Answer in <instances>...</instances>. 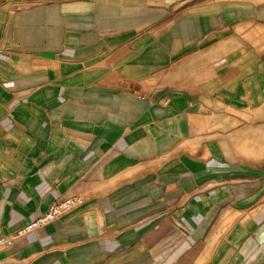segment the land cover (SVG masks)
<instances>
[{"label":"crops","instance_id":"obj_1","mask_svg":"<svg viewBox=\"0 0 264 264\" xmlns=\"http://www.w3.org/2000/svg\"><path fill=\"white\" fill-rule=\"evenodd\" d=\"M249 26L264 0H0V264H264Z\"/></svg>","mask_w":264,"mask_h":264},{"label":"built area","instance_id":"obj_2","mask_svg":"<svg viewBox=\"0 0 264 264\" xmlns=\"http://www.w3.org/2000/svg\"><path fill=\"white\" fill-rule=\"evenodd\" d=\"M84 202V199L77 194L67 195L57 200L49 210L41 215L37 220L29 223L20 233L34 230L40 226L47 225L61 216L70 213ZM13 239L7 240V243L11 244Z\"/></svg>","mask_w":264,"mask_h":264},{"label":"rangeland","instance_id":"obj_3","mask_svg":"<svg viewBox=\"0 0 264 264\" xmlns=\"http://www.w3.org/2000/svg\"><path fill=\"white\" fill-rule=\"evenodd\" d=\"M242 36L244 37V39L242 41L237 40L236 43L242 45L243 47H246V44L254 45L258 47L259 53L264 52V30H259L256 28V26L255 27L249 26L248 29L243 30ZM262 77L264 78V72L262 73ZM252 110L256 114L257 118H259L260 120H264V98L262 102L255 105V107ZM262 133H263L262 135L264 136L263 130Z\"/></svg>","mask_w":264,"mask_h":264},{"label":"bare ground","instance_id":"obj_4","mask_svg":"<svg viewBox=\"0 0 264 264\" xmlns=\"http://www.w3.org/2000/svg\"><path fill=\"white\" fill-rule=\"evenodd\" d=\"M258 159V158H257ZM144 169V168H143ZM133 171V170H132ZM131 172V171H130ZM130 175V174H129ZM132 177V176H131ZM226 212V211H225ZM226 215V214H225ZM223 216V215H222ZM222 220V219H221Z\"/></svg>","mask_w":264,"mask_h":264}]
</instances>
